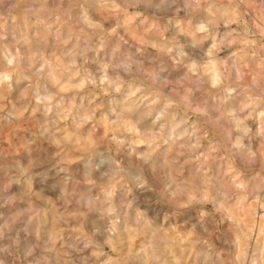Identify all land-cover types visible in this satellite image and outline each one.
Instances as JSON below:
<instances>
[{
    "label": "clouds",
    "instance_id": "obj_1",
    "mask_svg": "<svg viewBox=\"0 0 264 264\" xmlns=\"http://www.w3.org/2000/svg\"><path fill=\"white\" fill-rule=\"evenodd\" d=\"M131 3L151 9L153 16L165 18L173 35L152 47L169 62L161 60L154 71L141 79L137 73L143 70L144 60L133 61L131 54L119 62L93 61L98 64L95 72L81 70L82 65L78 68L73 56L67 66L68 83L59 91L32 87L36 105L32 111L42 110L44 117L38 133H30L23 140V150L12 156H6L0 145V205L9 197L14 198L9 208L0 206V264H44L45 254L48 264H60L48 249L46 239L43 252H37L36 245L29 241L26 229L31 230L32 222L28 210L34 208L41 223L46 225L47 216L68 201L81 215L86 230L85 247L91 243L97 250L104 246L117 250L129 216L136 218L142 231L153 235L163 232L165 225L171 231L172 225L181 222L188 231L206 232V226L213 222L215 213L225 207L229 197L215 178L208 175L207 158L201 159L195 154L202 146L201 139L208 133L199 134L200 129L191 120L190 113L207 118L217 128V151L240 154L249 163L256 157L252 140L264 139V96L239 103V71L236 70L230 82L236 65L228 63L230 57L219 56L222 48L231 47L233 43L229 39L231 32L223 35L219 32L221 21L226 28L233 22L227 18V13L219 9L213 11L215 6L209 5L207 15L194 23L189 21L185 30L175 17L180 12L190 15L189 10L194 5L189 0H131ZM78 21L87 28L98 27L84 7L80 9ZM115 32V28L110 30V34ZM99 47L103 49L105 44L101 42ZM0 55L4 63L0 70V88L8 92L18 90V98L24 99L29 88L22 84L30 78L17 71L23 58L8 49ZM148 59L150 62L151 58ZM180 69L183 72L178 79L182 84L205 93L198 104L193 105L183 96L162 92L171 73ZM86 88L91 91L81 97L79 104L76 95L67 103L62 97L57 99L60 92L71 89L80 93ZM101 97V102L96 103ZM104 104L112 117L109 121L112 135L107 146L90 144L88 151L77 157L75 166L69 165L61 155L68 138H55L50 131L52 115L56 121L72 117L75 127L81 128L95 119ZM27 110L24 106V111ZM8 115L5 123L18 119L14 110ZM257 119L260 126L254 132L250 121ZM41 140L47 143V148L38 143ZM185 147L193 153L190 158L199 162L204 171L205 179L195 185L177 181L170 161L161 158L173 148ZM247 187L244 182H232L240 202L247 199L244 191ZM195 243L200 245L193 251L196 264H215L204 241L197 237ZM152 259L158 264H181V258L167 247L153 254ZM260 259L264 261V255ZM103 264H120V261L108 257ZM252 264H257V260Z\"/></svg>",
    "mask_w": 264,
    "mask_h": 264
},
{
    "label": "rangeland",
    "instance_id": "obj_2",
    "mask_svg": "<svg viewBox=\"0 0 264 264\" xmlns=\"http://www.w3.org/2000/svg\"><path fill=\"white\" fill-rule=\"evenodd\" d=\"M189 2L194 5L189 10L190 15L180 12L175 17L185 30L189 27V21L194 23L207 15L209 5L215 6L213 11L219 9L226 12L227 18L233 21L227 28L223 21L219 24L221 35L231 32L229 39L233 41L231 47L222 48L219 56L230 57L228 63L236 65L230 82L236 76V70L239 71V103L243 104L248 98L264 96V0ZM81 7L88 10L90 19L98 27L87 28L78 21ZM113 28L116 32L110 34ZM172 35L165 18L153 16L151 9L134 6L131 0H0V54L5 49L14 54L19 53L23 59L17 71L30 78L22 84V87L29 88L24 99L18 98V90L8 92L0 88V145L4 148V154H18L23 150V140L30 133H38L44 117L42 110L32 111L36 105L31 89L41 86L53 92L59 91L68 83L70 72L67 66L73 56L78 68L82 65L81 70L95 72L98 64L93 61L119 62L131 54L133 61L144 60L143 70L137 74L145 79L147 73L154 71L161 60L169 62L152 45L160 44ZM101 42L105 44L103 49L99 47ZM204 46L207 47V42ZM148 58H151L150 62ZM133 67L137 69L135 63ZM3 68L0 55V70ZM182 72L183 69L172 72L161 90L164 94L183 96L193 105L198 104L205 93L193 91L182 84L178 79ZM147 82L152 83L151 80ZM90 91V88H86L76 93L70 89L60 92L57 99L62 97L67 103L76 95L79 104L81 97H86ZM101 99H97L96 103H100ZM84 103L87 104V100ZM24 106H27V111H24ZM10 110L15 111L18 119L5 123ZM190 117L197 123L201 136L204 132L208 133L206 138L201 139L202 146L195 154L200 155L201 159L207 158L205 167L209 169L208 175L215 178L229 197L225 207L216 212L213 222L206 226V232L188 231L181 222L172 225L171 231L165 225L163 232L153 235L142 231L136 218L129 216L117 250L113 251L107 246L97 250L91 243L85 247L86 230L81 215L76 206L68 201L47 216L46 225L41 223L34 208L28 210L32 228L26 231L29 241L36 245V251L43 252L42 245L46 239L48 249L59 259L60 264H103L108 257L119 260L120 264H158L152 259L153 254H159L167 247L181 258V264H196L193 251L200 247L195 243L199 237L211 250L215 264H252L254 259L257 264H264L260 259L264 255V139L255 137L252 140V150L257 155L249 163L240 154L217 151V128L207 118H198L193 113H190ZM111 119L108 107L104 104L96 112L95 119L81 128L75 127L72 117L66 121H56L54 114L48 126L55 138H68L61 155L69 165L75 166L77 157L85 154L90 144L95 143L101 148L107 146L112 135ZM250 123L254 132L260 126L259 119ZM38 143L48 147L43 140ZM81 148L84 152L80 151ZM190 157H193V153L185 147L173 148L161 158L170 161L172 175L177 181L195 185L205 179V175L200 163ZM234 180L248 186L244 190L247 199L242 202L232 188ZM13 199L9 197L0 206L9 208ZM44 264H48L47 254Z\"/></svg>",
    "mask_w": 264,
    "mask_h": 264
}]
</instances>
